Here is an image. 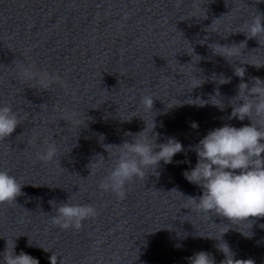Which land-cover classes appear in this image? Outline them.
Wrapping results in <instances>:
<instances>
[{"label":"clouds","instance_id":"clouds-1","mask_svg":"<svg viewBox=\"0 0 264 264\" xmlns=\"http://www.w3.org/2000/svg\"><path fill=\"white\" fill-rule=\"evenodd\" d=\"M262 21L264 16L256 15L250 22H245L243 30L238 32L245 33L249 39L264 36ZM259 43L261 44L260 41ZM245 47L246 41L231 46L213 44L211 48L214 54L231 61L233 57L242 56V49ZM19 75L27 81L35 80L38 87L43 90H48L53 84H62L58 74H49L48 71L39 70L32 64H20ZM235 75L243 79L245 68L237 67ZM252 81L251 87L247 83L239 84V92L235 97L238 102L233 105L232 110V117L241 121L248 118L250 125L239 128L225 125L209 131L195 147L197 155L195 167L184 173L190 183L200 186L203 190L198 201L189 197L195 204V209L206 215L227 218L232 224L251 223L254 219L264 218V80L253 77ZM227 82L223 79L220 83ZM200 85L201 83L193 88ZM188 103L201 107L204 105L199 99ZM141 104L146 111H152L154 98L145 95L141 98ZM214 105L221 107L219 104ZM61 119L79 124L76 119ZM19 124L21 119L11 106H0V142L11 136ZM195 126L194 124L193 127ZM146 128L147 125L142 132L133 136L135 139L131 142L125 141L121 146H116L120 149L119 156L114 167L100 181L101 190L111 191L120 199H124V187L127 182L133 178L144 177L147 170H155L160 161L165 164L172 163L173 157L184 151L182 143L174 138H169L166 143L157 144L156 136L150 135L155 128L154 121L148 135H144ZM32 143L35 144V139ZM43 143L45 146L36 152V158L43 163H49L58 155V147L53 140H45ZM111 146L106 145L105 148ZM22 186L14 175L6 170H0V205L15 203L16 198L22 194ZM96 214V209L91 205L62 203L56 209L52 223L64 230L80 229L82 221ZM15 247L14 241H6V249L0 254L2 256L0 264H39L38 259L23 251L19 255L15 254ZM218 250L225 256L220 264H255L251 259H234V253L226 242L220 243ZM57 258L53 253L50 256V264H57ZM188 259L190 264H215L214 258L204 251Z\"/></svg>","mask_w":264,"mask_h":264}]
</instances>
